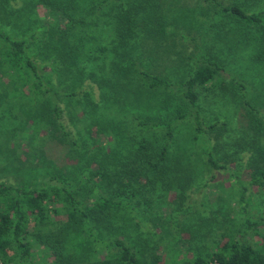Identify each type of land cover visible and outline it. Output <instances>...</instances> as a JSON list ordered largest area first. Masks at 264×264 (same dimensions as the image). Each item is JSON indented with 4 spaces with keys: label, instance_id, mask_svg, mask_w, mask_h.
Returning <instances> with one entry per match:
<instances>
[{
    "label": "trees",
    "instance_id": "obj_1",
    "mask_svg": "<svg viewBox=\"0 0 264 264\" xmlns=\"http://www.w3.org/2000/svg\"><path fill=\"white\" fill-rule=\"evenodd\" d=\"M12 1L0 0L3 264H32L35 239L54 255L73 250L79 254L78 264H163L152 245L155 232L140 227L154 213L157 195L162 198L158 190H175L178 197L174 205L167 206L170 211L182 212L187 206L191 178L170 187L167 153L176 144V127L189 117L194 127L192 141L205 137L201 155L211 169L200 188L210 187L216 177L213 171L235 168L231 177L239 186V195L227 207L232 212L239 206L244 216L236 228L221 231L204 249L192 243L183 247L179 252L183 258L171 264H264V211L258 216L245 211L251 187L261 192L264 205V147L255 141L248 145L247 158L238 150L236 158L230 157L231 135L222 133L223 127L216 129L218 121L201 119L194 91L195 86L218 80L219 61L202 52L195 55L192 69L179 83L182 90L170 97L164 87L173 83L152 70L140 69L137 61L142 52L131 49L144 39L133 38L132 25L147 6L150 14L144 11L150 18L139 27L146 26L156 41L160 39L155 33L158 28L164 32L158 22L154 24V0L141 2L136 10L131 8V0H29L20 6ZM40 3L48 7L47 17L39 16ZM218 5L245 25H258L264 38L263 11ZM122 62L130 67L123 71L120 82ZM132 67V73L140 75L135 88H131L129 75ZM179 98L188 106L186 112L173 108ZM245 104L253 116L252 106ZM214 130V136L210 135ZM223 137L227 141L218 145ZM21 142L30 148L24 156L34 164L25 167L27 163L21 161L17 151ZM47 142L65 145L70 164L58 166L48 158ZM19 159L22 165H18ZM244 160L250 168L247 180L236 169ZM42 166L49 169L46 179L37 169ZM61 205L68 217L63 225L53 218ZM248 230L259 239H247ZM51 238L55 245L50 244ZM65 240L69 245H63Z\"/></svg>",
    "mask_w": 264,
    "mask_h": 264
},
{
    "label": "rangeland",
    "instance_id": "obj_2",
    "mask_svg": "<svg viewBox=\"0 0 264 264\" xmlns=\"http://www.w3.org/2000/svg\"><path fill=\"white\" fill-rule=\"evenodd\" d=\"M28 1L13 0L12 2L20 6ZM217 1L224 5L236 4L246 12H264V0ZM141 2L145 3L146 0H131V8L136 10ZM219 2L214 0H154L153 10L157 13L154 24L158 22L164 32L159 31L158 28L155 33L159 34L160 39L156 41L152 39V36H155L154 33L146 31V26L139 27L147 18H150L148 16L151 11L147 6L144 10L149 14L143 10L134 17L136 23L132 25L133 38L144 39L139 42V46L131 47V49L142 52L143 57L137 61L140 69L152 70L166 76L173 83L164 87L166 95L170 97L182 90L183 86L179 83L192 69V58L195 55L202 52L206 56L215 57L220 64L218 80L208 81L203 86H195L194 89L200 105V116L204 122L218 121L216 129L223 127L222 133L231 135L233 146L229 149L232 152L230 157L236 158L235 150H238L240 155L244 154L247 158L250 150L249 143L253 145L255 141H261L264 147V38L258 25H245L233 16L223 13L220 10L221 6L218 5ZM37 12L41 18L49 15L48 7L41 3L37 4ZM262 19V24H264V13ZM121 64L123 67L119 75L120 82L123 81V71L130 67L127 63L122 62ZM130 69L131 88H135L140 75L132 73L133 67ZM240 83L244 85V88L239 87ZM92 87L96 88L95 85ZM245 103L252 106L253 116H249L248 111L250 110ZM183 104L179 98V101L172 105L173 108H182L186 112L188 106ZM62 121L67 122L65 117ZM251 122L252 126H250ZM193 128L192 117L180 122L175 132L176 144L169 147L167 153V174L171 175L170 187L175 188L178 182H183L188 176L191 178L190 188L186 190L187 206L182 212L170 211L171 208L167 206L172 202L174 205L178 197L175 195V190H168L167 187L164 190H158L162 198L159 199L157 195L155 202H158L153 203L155 214L144 218L140 227L142 230L147 228L155 232L156 236L153 237L152 245L155 247L154 252L161 256L163 264H171L172 261L179 262L184 256L179 252L188 244L192 243L204 249L220 235L221 231L236 228L239 219L244 216L239 206H236L232 212H228L227 207L228 201L232 200L231 205H233L239 195V186L231 177V173L236 171L235 168L213 171L216 177L209 184L210 187L200 188V183L211 174V169L202 160L203 155H201L205 147V137L202 136L199 142H193ZM214 133L215 130L211 131L210 135L214 136ZM253 137L254 141H252ZM227 139L228 137L220 138L218 145L223 144ZM216 141H213V145ZM45 145L47 157L58 166L70 164L71 160L66 155L65 145L59 142H47ZM9 146L12 147V144ZM29 150L27 143L18 144L17 151L21 161L27 163L25 167L35 163L33 159L24 156V153H28ZM246 160L242 161L238 167L236 165V169L241 172L242 178L247 180L250 168ZM18 165H22L20 159ZM37 169H40L39 174L43 175L44 179L48 177L45 175L49 170L47 166ZM260 193L256 187H251L247 192L249 204L245 207V211L254 216L264 211V205L260 202ZM63 212L65 209L61 205V214L53 216L56 222H62L61 225L68 223V217ZM51 229L57 232L58 228L52 226ZM246 238L250 241L259 239L252 230H248ZM65 241L63 245H69V241ZM41 243L37 239L32 242V264H54V262L56 264H78L75 261L79 254L73 250H60V254L54 255ZM50 244L55 245L53 238L50 239ZM79 251L81 253V250ZM99 257L102 259L101 255ZM1 262L3 264L2 259Z\"/></svg>",
    "mask_w": 264,
    "mask_h": 264
},
{
    "label": "built area",
    "instance_id": "obj_3",
    "mask_svg": "<svg viewBox=\"0 0 264 264\" xmlns=\"http://www.w3.org/2000/svg\"><path fill=\"white\" fill-rule=\"evenodd\" d=\"M0 264H2L1 259H0Z\"/></svg>",
    "mask_w": 264,
    "mask_h": 264
}]
</instances>
